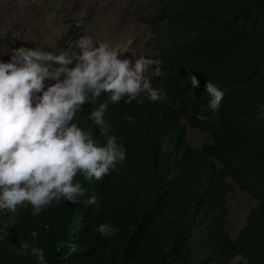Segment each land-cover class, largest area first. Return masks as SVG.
I'll return each mask as SVG.
<instances>
[{"label": "trees", "instance_id": "1", "mask_svg": "<svg viewBox=\"0 0 264 264\" xmlns=\"http://www.w3.org/2000/svg\"><path fill=\"white\" fill-rule=\"evenodd\" d=\"M153 9L163 74L151 82L165 98L113 103L102 94L82 106L76 121L106 144L87 115L107 103L108 134L125 160L100 180L78 174L85 193L75 204L38 215L20 208L0 238V264H37L15 251L25 240L47 264H264V0H162ZM207 80L224 92L216 112L206 107ZM239 191L255 204L231 237L229 198ZM105 222L114 236L95 230Z\"/></svg>", "mask_w": 264, "mask_h": 264}, {"label": "clouds", "instance_id": "2", "mask_svg": "<svg viewBox=\"0 0 264 264\" xmlns=\"http://www.w3.org/2000/svg\"><path fill=\"white\" fill-rule=\"evenodd\" d=\"M9 49L0 54L9 55L7 61L0 59V210L15 212L27 203L32 214L38 215L61 200L79 202L85 189L76 179L78 174L85 180H100L126 158L124 146L108 134L107 103L87 115L106 144L94 137L93 128L85 130L76 121L82 106L102 94L113 103L163 100L164 89L151 82L163 74L162 61L124 58L116 46L96 43L89 35L72 42L71 54L67 49L41 46ZM46 80L54 83L46 86ZM190 80L191 89L199 86L194 75ZM205 92L210 97L207 109L216 112L223 90L207 80ZM197 118L204 117L198 114ZM87 203L94 205L96 197H89ZM95 230L102 236L117 232L107 222ZM36 235L33 231L32 236ZM15 251L30 255L37 264H47L44 249L35 242L22 241Z\"/></svg>", "mask_w": 264, "mask_h": 264}, {"label": "rangeland", "instance_id": "3", "mask_svg": "<svg viewBox=\"0 0 264 264\" xmlns=\"http://www.w3.org/2000/svg\"><path fill=\"white\" fill-rule=\"evenodd\" d=\"M161 1L0 0V54L20 46L67 49L71 54L72 42L78 36L89 35L96 43L116 46L124 58H153L157 46L147 17ZM0 59L7 61L9 55ZM52 83L45 81L46 86ZM189 137L195 146L204 142V137L194 130H190ZM254 204V200L240 191L229 198L231 237L241 231ZM27 205L18 206L15 212L0 210V238L8 235L14 214Z\"/></svg>", "mask_w": 264, "mask_h": 264}]
</instances>
